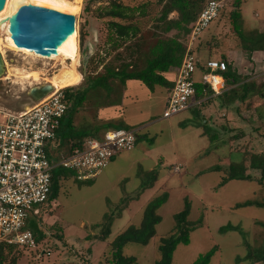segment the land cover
<instances>
[{
  "label": "rangeland",
  "instance_id": "1",
  "mask_svg": "<svg viewBox=\"0 0 264 264\" xmlns=\"http://www.w3.org/2000/svg\"><path fill=\"white\" fill-rule=\"evenodd\" d=\"M207 1L204 0L203 6ZM172 2L173 0L123 1L125 6L144 8L143 16L136 13L131 20V23L138 26L139 33L134 38H117L109 42L107 24L111 20L99 16L101 10L108 5V0H78V9L72 16L75 17L78 34L79 55L75 63L82 81L79 86L71 89L78 95L82 94L84 99L82 107L74 109L76 111L79 107L78 113L82 117H78L76 121L77 130L90 128L96 123L98 117L95 109L105 99L106 90L100 84L92 83L93 81L105 79V85L111 87V95L117 97L122 93V88L113 74L127 67V70H142L153 55L155 46L160 41L176 36L177 31H166L168 23L178 17L176 12H170ZM234 2L235 0H226L227 6L219 18L204 31L203 35L214 37L207 43L209 47L206 51L212 54H227L232 51L238 53L230 59V63L235 67H247L248 73L250 70L253 73L256 69V75L259 76L257 83H263L264 59L258 62V67L253 66L251 54L243 48L241 39L231 26L230 15L235 11ZM240 3L244 33L247 35V32L256 29L264 33V0H241ZM259 22L261 24L257 26L256 23ZM179 40L185 46L184 37H179ZM4 57L11 67L40 70L45 77L59 75L61 68L56 61L42 56L29 58L22 52L6 51ZM176 69L177 67H171L168 75H163L169 88L172 87L170 77L177 75ZM200 78V71H196L194 79L199 81ZM9 79V82L0 81L1 108L21 111L47 97L37 101L28 92L31 87L46 85L47 82L43 79L32 86L14 85L13 78ZM127 81L133 80L126 79L123 83ZM142 85L148 93L154 94L149 101L154 116L149 121L150 125L140 129V138L131 151L118 155L90 185L76 181L75 175L72 176L68 170L54 171L60 176L68 175V178L60 179L56 200L40 208L42 212L38 226L42 239L39 251H48L50 254L43 256L41 261L45 264H109L112 256L111 242L115 237L130 225L139 227L147 203L167 193L166 203L157 211L162 221L155 228L154 240L148 247L127 244L123 249L125 256L135 257L138 264H153L159 238L167 236L173 229V217L182 211L186 201L190 204L188 220H201L202 227L190 234L188 246L179 245L176 248L172 264H192L200 255L214 247L218 251L210 264H261L257 259L264 253V208L235 207L244 202L264 201V182L258 183L259 171L249 170L248 175H251L252 181L233 180L219 188L223 173L210 169L214 166L227 169L230 163H240L245 157V148L254 152L264 151V135L256 133L251 139L244 136L236 141L226 135L211 143L208 139L197 136L199 131L196 132L195 129L205 122L197 112L187 110L169 119H162V91L168 86ZM254 100L255 104L246 103L240 107V117L248 122L242 129L247 132L255 123L260 125V117L264 121V106L259 107L258 100ZM74 105H77L76 102H71L72 108ZM93 111L95 116L91 121L89 113ZM99 115L101 116L100 113ZM262 129L264 133V128ZM58 136L60 138L61 132ZM152 177H157L153 187L137 198L140 186L150 182ZM111 216V234L106 240L100 241L101 227ZM228 224L239 227L240 231L220 233L219 229ZM29 252L18 247L5 250L4 264H10L12 259L16 260V264H36L39 252Z\"/></svg>",
  "mask_w": 264,
  "mask_h": 264
},
{
  "label": "trees",
  "instance_id": "2",
  "mask_svg": "<svg viewBox=\"0 0 264 264\" xmlns=\"http://www.w3.org/2000/svg\"><path fill=\"white\" fill-rule=\"evenodd\" d=\"M123 1H134V0H108V5L101 10L100 17L108 18L111 21L107 24L108 28V41L112 42L115 39H128L134 38L139 33V28L136 24L131 23L133 16L138 13L139 16L144 15L143 7H129L125 6ZM241 0H235L234 9L230 15L231 18V26L233 28L234 33L241 39L243 43V48L250 53L254 51H264V33H259L258 31H251L244 33L242 29V16L240 12V3ZM204 0H173L171 4V11L176 12L178 17L175 21H171L168 23L166 31L175 30L177 31L176 36L173 39L160 41L152 51L153 55L146 62V66L140 71H134L133 69L127 70L128 67L123 71H117L113 74V77L119 80H134L139 81L142 84H145L148 87L153 85H157L160 87H167L168 81L164 74L166 75L171 67H179L185 49L184 45L180 42L179 37L183 36L186 40L187 35L189 34L190 25L196 20L197 16L203 9ZM206 4V3H205ZM121 21V22H120ZM122 21H126V23H122ZM214 35V33H213ZM212 38H214L211 35ZM208 48L209 46L206 45ZM197 47L195 48V50ZM210 52V51H209ZM195 54V51H194ZM196 56V55H195ZM199 63L201 60L196 56ZM225 61L224 59H221ZM206 62V61H205ZM204 62V63H205ZM201 63V64H204ZM132 68V67H131ZM133 70V71H132ZM203 70V67H200L198 71ZM226 87L234 86L229 91L224 92L222 95L224 96L222 100L223 106L226 109L240 113V107L245 105L246 103L252 102L251 100L256 97L258 100L257 105L260 107L264 106V83L256 85L253 81H247L249 77L241 78L238 77L232 68L228 65L227 70L223 74ZM105 79L95 80L92 83L100 84L106 90ZM77 87V86H76ZM72 87L65 88L63 90V94L65 96V100L71 104V102H76L77 105L71 107L70 112L61 120L59 129L56 133V138L53 142V148L49 150V157L52 161L58 162L62 158L69 157L75 148H82V143L87 140V132L78 133L75 131L73 127V112L77 106L83 102L82 94L78 95L75 93ZM169 88V86H168ZM172 89V87H170ZM169 88V89H170ZM170 89V90H171ZM208 91V92H207ZM203 92H207L209 95L210 92L204 86H202L199 82L195 84V99L200 100L204 97ZM221 95V96H222ZM225 104V105H224ZM254 104V103H251ZM260 125H253L250 127V130L259 134V136H263L264 121L260 117L258 119ZM203 129V134L208 137V140L213 143L218 140L217 137H213L209 134L208 125L201 124L200 126ZM61 132V136L59 138V133ZM246 134L242 131L239 133L230 136L233 138V141L242 139ZM137 140L140 138L139 131H137ZM90 138V137H89ZM250 138H252L250 136ZM136 140V141H137ZM243 160L240 163H230L227 169L220 166H214L210 169V171L214 172H222L223 176L219 183V188L224 187L229 182L233 180L240 181H252L253 178L251 175H248L250 171H259L260 178L258 180L259 184L264 182V151L254 152L249 151V148H245ZM249 153V154H248ZM114 160V159H113ZM112 160V161H113ZM248 162V165H247ZM62 169V168H56ZM55 169V170H56ZM54 170V171H55ZM53 171L51 177V189H50V197L49 203H52L56 200L59 192V181L62 178H68L67 176H60V174H56ZM72 176L75 175L74 172L69 171ZM71 177V176H69ZM76 178V175H75ZM94 179L88 181H76L81 183H86L90 185ZM157 181V177H152L151 181L148 183H143L140 186L136 197H140L141 194L148 188L153 187V184ZM168 198L167 193H163L162 195L152 199L147 203L144 207L142 213V219L140 222V226L136 227L133 225L128 226L124 231L118 234L115 239L111 242L112 256L109 264H138L137 259L132 256H125L123 254L124 247L129 244H138L144 247H148L149 244L154 240L156 233V226L159 225L162 221V218L157 211L166 203ZM249 206H256L259 208H264L263 202H244L236 205V208H245ZM40 209V214H41ZM40 214L36 216H30L26 228L31 231L33 236L35 237V241L37 245L40 246V240L42 239V234L39 230L38 220L40 219ZM190 214V204L188 202H184V206L182 211L174 215V227L170 231V233L165 236L159 238L156 246V259L153 264H172L173 255L176 248L179 245L188 246L190 243V234L202 227V221L198 220L197 222H191L188 220ZM113 216L107 218V222H104V225L101 227V236L100 241L106 240L111 234V226L113 222ZM239 227L232 226L230 224L223 226L219 229L220 233L227 232H239ZM12 246L2 245L0 244V264H4L6 260V255L4 253L5 250L10 251ZM218 251L217 247L210 249L205 254L200 255L192 264H210L212 258ZM39 252V251H38ZM30 254H34L29 252ZM253 253V251H252ZM251 255V253H250ZM249 258V255H247ZM43 259V257H41ZM261 264H264V253H262L261 257L257 259ZM10 264H16V260L12 259Z\"/></svg>",
  "mask_w": 264,
  "mask_h": 264
},
{
  "label": "built area",
  "instance_id": "3",
  "mask_svg": "<svg viewBox=\"0 0 264 264\" xmlns=\"http://www.w3.org/2000/svg\"><path fill=\"white\" fill-rule=\"evenodd\" d=\"M226 0H208L189 27L182 61L171 89L162 119H169L187 111L195 97L194 79L201 71L200 84L213 97L226 90L223 74L228 63L209 60L199 63L194 50L204 31L215 22L226 8ZM64 89L55 90L38 104L21 111L0 107V244L18 247L32 253L39 251L32 232L27 230L29 217L40 214L48 203L51 177L56 168L72 171L79 181L95 179L110 162L136 144L137 130L109 129L85 140L82 148L54 162L49 150L61 120L71 110L65 100ZM50 255L39 251L36 264H45L41 257Z\"/></svg>",
  "mask_w": 264,
  "mask_h": 264
},
{
  "label": "crops",
  "instance_id": "4",
  "mask_svg": "<svg viewBox=\"0 0 264 264\" xmlns=\"http://www.w3.org/2000/svg\"><path fill=\"white\" fill-rule=\"evenodd\" d=\"M256 16H258V14ZM260 24H261L260 22L256 23L257 26H259ZM256 31H258L259 33H263L262 30L260 31V29H256ZM211 38L212 37L209 34L202 35L197 43V49L194 50L195 55L201 60V63H204L205 61H209V60H221L224 56L223 59L228 63V65L232 68V70L235 72V74L238 77L246 78L247 74L254 75V76H248L249 79L247 81L251 80L256 85H259V83H257L258 82L257 79L259 76L256 75L257 73L256 69H254L253 73L251 70L248 73L246 71L248 69L247 67L246 69L245 67H235L233 63H230L231 62L230 59H233V57H236L238 53L233 52V51L228 52L227 54L222 53V52H219L218 54L216 53L212 54L211 52H207L206 45L207 43L210 42ZM249 54H251L250 60L253 61L252 62L253 66L258 67L257 66L258 62L260 63L264 59V51H254L252 53L249 52ZM204 58H207V59H204ZM170 78H171L170 81L173 87L176 77L171 76ZM121 81L122 80L118 79V82L122 88V93L118 95L117 97H113L111 95L112 94L111 87L109 85L106 86L104 102L103 103L101 102L99 104L100 107H97L95 109L96 110L95 115H97L98 117L97 121L90 128L85 126L86 128L77 130L76 121H78V117L82 118L81 115H79L78 113V110H80V108L78 107L76 111L72 113L73 114V117H72L73 127L75 128V131H77L78 133H83L80 131H87V137L85 138L89 139V137L91 138L94 136H98L104 131L109 130V129H123V130L135 129L137 131H140V129L143 128V126L150 125L149 121L151 119L153 120L154 113L152 110L153 108H151V102L149 101L153 99L154 94L148 93L142 84L136 83L134 80L127 81L125 83H122ZM197 82H200V80L199 81L197 80ZM111 86H114V85H111ZM233 87L234 86L226 87L225 92L229 91ZM168 89L169 88L165 89L166 91L161 90L163 92V97H162L161 102H163L162 106L164 108L166 106L167 100L171 92L170 90L171 88L169 90ZM207 92H203L204 97L200 100H196L194 97L188 110L193 111V113L194 112L199 113L200 116L205 119L204 120L205 122L203 125H208L210 129L209 134L211 136L213 137L215 136L219 139L220 137H224L226 135L233 136L239 133L240 131H242L246 134V137L251 139L250 136L253 137L252 135L256 134V132L252 130H249L247 132L242 129V126L248 122L244 118H241L240 115L237 114L236 112L228 110L225 108V106H223L222 100H221L224 98L223 95L218 96V97H213L210 94L208 95ZM255 98L251 100L252 102H250V104L254 103ZM146 103H148L149 106L146 107ZM82 104L83 102L80 104V106ZM103 112H105V115L103 114ZM93 113L94 111L89 113L91 117V121L93 120V115H94ZM99 113L101 114V116L99 115ZM195 131L196 132L199 131V134L197 135L198 137L200 138L204 137L208 139V137L203 134V129L200 126L196 128ZM148 189H146L141 194V196Z\"/></svg>",
  "mask_w": 264,
  "mask_h": 264
},
{
  "label": "bare ground",
  "instance_id": "5",
  "mask_svg": "<svg viewBox=\"0 0 264 264\" xmlns=\"http://www.w3.org/2000/svg\"><path fill=\"white\" fill-rule=\"evenodd\" d=\"M78 0H6L4 9L0 12V53L5 62L6 72L0 81L9 82V78H13L14 85H28L32 86L39 84L40 81H46L48 85L53 88V91L65 89L68 87L79 86L82 81L81 74L77 71V57L79 55L77 45V30L69 36L58 47L55 55L43 56L35 54L33 52L25 51L24 49L15 48L9 41L8 20L14 15L18 9L24 5H33L37 7H44L59 11L65 15H74L79 5H76ZM76 5V6H74ZM69 13V14H68ZM74 17V16H73ZM75 18V17H74ZM76 29V22H75ZM6 51L22 52L29 58L43 57L44 59L53 60L59 63L60 72L57 76L45 77L40 70L30 69L26 70L21 67L10 66L5 60ZM9 76V77H8ZM42 76H44L42 78ZM30 94L32 90L37 89L35 87L30 88ZM29 92V91H28Z\"/></svg>",
  "mask_w": 264,
  "mask_h": 264
},
{
  "label": "water",
  "instance_id": "6",
  "mask_svg": "<svg viewBox=\"0 0 264 264\" xmlns=\"http://www.w3.org/2000/svg\"><path fill=\"white\" fill-rule=\"evenodd\" d=\"M6 0H0V12ZM75 18L59 11L33 5H24L8 20L9 41L15 48L50 56L57 53L63 41L75 32ZM4 59L0 53V78L5 75ZM32 95L37 101L53 92L46 84L35 87ZM31 90V89H30Z\"/></svg>",
  "mask_w": 264,
  "mask_h": 264
}]
</instances>
